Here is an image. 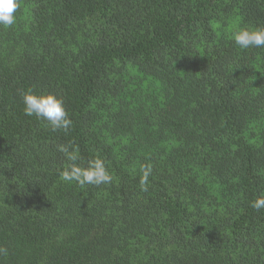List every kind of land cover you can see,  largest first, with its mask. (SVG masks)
Listing matches in <instances>:
<instances>
[{
	"label": "trees",
	"instance_id": "1",
	"mask_svg": "<svg viewBox=\"0 0 264 264\" xmlns=\"http://www.w3.org/2000/svg\"><path fill=\"white\" fill-rule=\"evenodd\" d=\"M0 25V264H264V0H19ZM53 94V131L22 94ZM99 158L111 183L61 172ZM151 166L147 191L140 180Z\"/></svg>",
	"mask_w": 264,
	"mask_h": 264
},
{
	"label": "clouds",
	"instance_id": "2",
	"mask_svg": "<svg viewBox=\"0 0 264 264\" xmlns=\"http://www.w3.org/2000/svg\"><path fill=\"white\" fill-rule=\"evenodd\" d=\"M19 0H0V25L10 27L15 24L14 13L19 8ZM235 44L241 48L264 47V28L248 29L240 28L233 33ZM25 115L35 116L49 123L52 130H67L72 121L68 117L63 102L53 94H34L31 90L22 94ZM60 151L64 152L67 160L72 164L69 168L61 172V176L66 182H76L80 186L111 183L112 177L106 170L103 160L96 158L88 161L87 166L81 167L75 162L78 157L68 148L61 146ZM143 176L140 180L142 191H147L148 177L151 173V166H144ZM252 206L257 210L264 208V198L253 202ZM0 253L7 254V250L0 248Z\"/></svg>",
	"mask_w": 264,
	"mask_h": 264
}]
</instances>
